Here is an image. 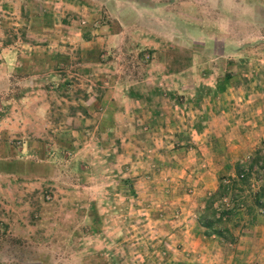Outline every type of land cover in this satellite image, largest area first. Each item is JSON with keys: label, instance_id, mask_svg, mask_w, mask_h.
<instances>
[{"label": "rangeland", "instance_id": "rangeland-1", "mask_svg": "<svg viewBox=\"0 0 264 264\" xmlns=\"http://www.w3.org/2000/svg\"><path fill=\"white\" fill-rule=\"evenodd\" d=\"M263 121L264 0H0V264H248L191 195Z\"/></svg>", "mask_w": 264, "mask_h": 264}, {"label": "trees", "instance_id": "trees-1", "mask_svg": "<svg viewBox=\"0 0 264 264\" xmlns=\"http://www.w3.org/2000/svg\"><path fill=\"white\" fill-rule=\"evenodd\" d=\"M259 153L256 152L255 156H251L247 163L237 162L234 176H230L228 179L221 177L217 189L205 197L204 211L196 219L204 237L215 236L223 243L228 238L234 241L232 228L236 225L233 224L230 227L229 224L231 221H235V217L241 212L245 213L244 209L247 211L246 214L250 216L251 223L256 222L257 217L255 218L249 213L252 208H244L242 204L238 203V200L241 199V194L244 193L245 188L249 186V178L254 172L261 173V178L264 179V156L259 157ZM226 197L228 201L225 205L224 198ZM262 197H264V185L259 188V193L253 194V205L262 214L259 216L264 218Z\"/></svg>", "mask_w": 264, "mask_h": 264}, {"label": "crops", "instance_id": "crops-1", "mask_svg": "<svg viewBox=\"0 0 264 264\" xmlns=\"http://www.w3.org/2000/svg\"><path fill=\"white\" fill-rule=\"evenodd\" d=\"M263 125H264V121H263ZM262 129H264V128H262ZM258 131H259V129L257 127L256 132H258ZM261 136H263V135H261ZM258 143L259 142L257 140L255 142L249 144V145L253 146V148H254L256 145H258ZM202 147H203L202 145L199 146L198 150H202ZM240 154L239 155L237 154V157L235 159L236 161L241 160L243 157L246 156V155H243V152H241ZM223 156L224 155L221 153H220V155H218V153H216L213 156V158L210 159L211 164H213L214 162L217 164V167H216V165L214 166V164H213V166L216 167V169H212L210 162L207 163L208 169L205 170V172H203V175L201 176L200 181H199L200 182L199 183L200 184L199 189L194 190L192 192V195H191L192 198L200 199V198L206 197L207 195H210L211 193H213L217 189L219 179H220V177H222L224 175V174L220 175L221 173H219V172H221V170L226 167L224 162H227V159H225ZM200 160H201V158H200ZM202 166L204 167V165H202ZM216 174H217V176H216ZM226 174L229 176H234V173H232L231 170H229L228 173H226ZM243 214L244 213L241 212L240 216L244 217ZM248 220L249 219H247V221ZM256 221H258V222L257 223L254 222L253 224L250 223V225L247 224L248 225L247 233L241 234L242 237L239 238L240 239L239 244L242 242H244L243 245L247 244L246 247L243 246L242 250H245L246 258L251 261V262L248 261V264H256L258 262L257 259H263V261H264V218L261 216V218L259 217V219ZM245 234H246V236L244 237ZM197 237H198L199 242L201 239L206 238L202 234H199ZM206 239H208V238H206ZM212 239H214V236L209 237L210 241H212ZM194 252L196 253L198 251H194Z\"/></svg>", "mask_w": 264, "mask_h": 264}]
</instances>
